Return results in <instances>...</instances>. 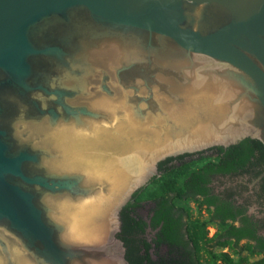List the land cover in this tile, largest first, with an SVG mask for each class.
Returning <instances> with one entry per match:
<instances>
[{"label":"water","instance_id":"water-1","mask_svg":"<svg viewBox=\"0 0 264 264\" xmlns=\"http://www.w3.org/2000/svg\"><path fill=\"white\" fill-rule=\"evenodd\" d=\"M248 138L264 0H0V264H130L159 164Z\"/></svg>","mask_w":264,"mask_h":264},{"label":"trees","instance_id":"trees-1","mask_svg":"<svg viewBox=\"0 0 264 264\" xmlns=\"http://www.w3.org/2000/svg\"><path fill=\"white\" fill-rule=\"evenodd\" d=\"M253 158L264 161V147L257 140L244 139L229 146L228 153L220 158L223 168L217 170L229 171ZM164 163L159 164L162 176L153 178V188L138 191L122 210L119 237L127 247L130 264H264V242L245 222L233 224L235 218L229 214L228 205L221 206L205 196L204 171L216 166L207 164L198 170L185 162L176 166ZM190 201L196 203V216ZM146 206L148 221L140 215ZM210 225L217 226L213 237H209ZM218 247L228 251L216 252ZM258 256L261 258L254 259Z\"/></svg>","mask_w":264,"mask_h":264},{"label":"flooded vegetation","instance_id":"flooded-vegetation-1","mask_svg":"<svg viewBox=\"0 0 264 264\" xmlns=\"http://www.w3.org/2000/svg\"><path fill=\"white\" fill-rule=\"evenodd\" d=\"M229 147H215L195 154H184L166 159L164 164L176 166L181 162L194 166V169H204L207 164L215 165L210 172L204 171L206 176L203 188L206 189L205 196L215 200L219 205L229 210L231 217L235 218L234 225L240 226L245 222L256 238L264 242V177L259 179L264 172V161L253 158L249 163L241 166H232L229 171H218L223 168L220 158L228 153ZM219 151H222L219 155ZM196 165V166H195ZM224 166L226 164L223 163ZM209 170V169H208ZM162 173L159 171L160 178ZM204 197V196H203ZM197 212V206L194 201ZM148 208L140 212V215L148 221ZM203 214L207 216L206 210ZM151 224V223H150ZM149 224L148 231H151ZM209 237H213L217 226L210 225L208 228ZM255 243V242H254ZM256 244V243H255ZM228 251V249L216 248V252ZM264 257V252L263 255Z\"/></svg>","mask_w":264,"mask_h":264},{"label":"rangeland","instance_id":"rangeland-1","mask_svg":"<svg viewBox=\"0 0 264 264\" xmlns=\"http://www.w3.org/2000/svg\"><path fill=\"white\" fill-rule=\"evenodd\" d=\"M152 188H153V184L151 183L147 188H145V190H146V189H147V190H150V189H152ZM190 206L193 208L194 215L196 216V215H197V212L195 211L194 205L191 203ZM203 216L206 217V215H203ZM226 251H227V250H226ZM258 258H261V256H258V257L254 258V259H258Z\"/></svg>","mask_w":264,"mask_h":264}]
</instances>
